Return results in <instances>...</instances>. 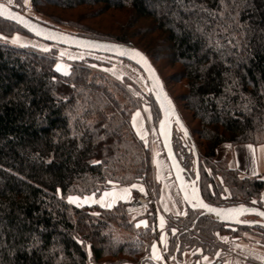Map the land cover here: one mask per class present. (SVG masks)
Returning a JSON list of instances; mask_svg holds the SVG:
<instances>
[{
	"label": "trees",
	"instance_id": "16d2710c",
	"mask_svg": "<svg viewBox=\"0 0 264 264\" xmlns=\"http://www.w3.org/2000/svg\"><path fill=\"white\" fill-rule=\"evenodd\" d=\"M14 1L19 6H10L22 11L23 0ZM30 4L56 21L63 20L50 8L127 9L128 19L117 33L85 28L88 32L81 35L130 44L151 61L156 52V58L178 65L172 75L184 88L178 99L192 119L189 132L198 136L204 149L201 156L198 152L203 197L213 204L263 208L264 179L242 175L223 158H215L223 143H264V0H30ZM143 19L146 23L140 22ZM16 29L29 34L0 18V264L149 263L157 233L153 218L150 225L138 228L125 209L129 202L101 207L66 199L148 177V150L130 123L136 102L125 88L129 80L119 83L94 72L88 60L77 61L67 75L62 74L54 68V52L2 40L1 35ZM177 134L181 135L173 132L174 149L188 170L190 162L177 150ZM225 188L227 200L220 197ZM189 211L183 225L192 229L182 228L178 240L182 236L209 246L197 234L211 238L228 225ZM253 228L264 230L259 225ZM173 243L169 236L168 250L175 248Z\"/></svg>",
	"mask_w": 264,
	"mask_h": 264
},
{
	"label": "rangeland",
	"instance_id": "374dc122",
	"mask_svg": "<svg viewBox=\"0 0 264 264\" xmlns=\"http://www.w3.org/2000/svg\"><path fill=\"white\" fill-rule=\"evenodd\" d=\"M0 1L6 2L9 5L19 6L18 4L15 3L14 0H12L11 3H9V0H0ZM21 9H22L21 11L22 13L40 22H43L46 25L52 26L60 31L79 34V35H81L82 33H87L88 32L86 31L87 29L97 30L103 33H111V34L117 33L120 27V23L128 19L129 16V12L127 9H112V10L100 12L98 10V7H96V9L93 8L94 11H91L92 9L88 6H79L66 10L50 8L52 10L51 12L52 15H56L58 19L63 20V21H56L43 15L42 13L35 11L31 7L30 0H28V3H25V0H23V5ZM95 10H98V12H95ZM140 22L146 23L144 19L140 20ZM85 28L86 30H84ZM14 36L18 37V39L15 42L12 39ZM1 38L5 42L13 44L15 46L28 45L40 51H44V49L46 48L47 51L44 52H50V53L54 52V58L56 60L54 68L56 69V65L60 64L66 67L67 73L72 64L80 60H88L87 63L93 69L94 72L102 73L108 76L109 78L118 81L119 83H122L124 79L129 80V82L125 84V88L135 99L136 102V108L131 115V122H130L131 128L136 135H137V129H139L140 135H137V137L143 142L146 149L148 150L149 175L147 178H145L146 180H141L139 182L132 183L131 185L113 184L110 188L100 192L99 194H96L94 198L99 197L100 194H102L105 191H110L113 189H121V190L127 189L128 191H130L128 200L124 202H131L132 200L136 199L139 196L145 197L147 200L144 203L143 208L136 209L133 212H130L131 213L130 217L131 219H133L134 224L137 226L138 222L143 220L145 221V224H139L138 228H145L151 224L149 219L151 217L153 218V222L151 225L154 227V230L157 231L156 228L157 215L159 216L160 219L166 217V221H165V230L167 232L166 234L168 235V237L170 236V238H172V242H174L173 243L174 245L177 243L176 244L177 246L180 245L181 243V249L190 248L192 251H194L196 249L209 250L212 247V250H215L218 248V246H221V243L218 239V236L221 234L227 235L229 237H242V238H247L249 240L252 239L258 242L260 245L264 246V230L253 228L254 226H247L250 228L245 230L236 227L239 225L222 226V228H218L217 230L214 231V236H212L211 238L206 237L200 233L197 234L195 232L198 235V240L204 242L206 241L209 246L199 244L197 243V241L188 242V240H186V238L182 236L179 237V240L175 238L178 232L182 228L184 229L186 228L185 230L187 231L192 229L191 226L184 227L183 225L184 223L183 221L185 220V217L187 216V214L190 212L189 210L191 209L187 207L181 195L179 194L172 173L170 171L169 164L164 155L159 137L156 132V125L160 117L159 111L155 109L156 107L155 105H153L151 101L152 98L149 93L150 84L146 79L145 75L142 73V71L139 68H137L131 62L121 58L52 44L40 40L31 34L23 33L17 29L11 30L7 34L1 35ZM62 53L63 55H61ZM153 53H154L153 54L154 59L152 61L154 62L155 65L159 67L164 85L167 87L166 89L171 92L173 97L175 98L177 97L178 99V94L184 91L182 83L178 81H174V78H172L173 73L175 72V70L178 69V65L176 64L172 65L170 63L168 64V62L156 58V55L159 54H157L156 52ZM59 72L64 74L63 71H59ZM176 105L181 117L183 118L184 123L189 128V125L192 124V119L191 120L189 119V112H187L181 100L178 99V104L176 103ZM137 112L139 113V116L137 117L136 127L134 128L132 116L134 113ZM178 135L180 134H177V139L180 138ZM141 137H143V139ZM191 137L196 145L197 151L201 156L204 152V149L200 144L198 145V136L191 134ZM180 140L181 139L177 140L178 142L177 150L181 153V156L184 160L190 162L191 165L188 167V170H191V168H193V163H192L193 156H191L192 155L191 152L188 151V147H184L181 144V142H179ZM227 157L229 158L230 156L224 155L220 157L217 154L215 159L218 161L220 158H223L225 164L229 166ZM244 159L247 160L246 162L247 164L250 165V169L244 166V162L241 164L242 167L247 172H252L253 167H255V163L257 164L255 152L251 149H248L246 151ZM241 161L242 160H240V162ZM207 171L208 173H210L209 169ZM215 179L217 181H220V177L218 176H216ZM132 185H136V187H132ZM208 187L210 188V190H212L213 186L212 184L209 183ZM141 188H143V191H141ZM133 190H135V192H133ZM72 196H78V195H72ZM78 197L81 198L78 204L79 205L84 204L82 202L84 196H78ZM220 197L223 200H227L229 197V191L225 188L221 192ZM247 218H252V217L249 216ZM153 241L154 240H152V242ZM175 248L172 250H168V252L166 253V259L168 262H172V261L174 262L175 259L173 258L174 256L173 252L175 251ZM178 259L180 258L178 257ZM259 259L261 260L262 258H258V260ZM248 260L257 261V258L246 259L245 261ZM146 263L147 262H144L142 264H146ZM90 264H93V262H90Z\"/></svg>",
	"mask_w": 264,
	"mask_h": 264
},
{
	"label": "water",
	"instance_id": "95a60500",
	"mask_svg": "<svg viewBox=\"0 0 264 264\" xmlns=\"http://www.w3.org/2000/svg\"><path fill=\"white\" fill-rule=\"evenodd\" d=\"M0 4L4 5V8L0 10V12L3 13L0 14V18H3L20 26L26 32L40 40L67 48L121 58L137 66L143 72L150 84L149 91L154 102L158 107L160 115L156 125V132L159 137L164 155L169 164V168L172 173L177 190L187 207L191 210H198L199 215H209L214 221L223 224L245 226L259 225L264 227V216L258 214L259 212H264V209L261 207L255 205H246L242 203L220 205L213 204L205 200L202 195L199 183V157L196 145L178 111L176 104L168 93L157 69L155 68L149 57L142 50L123 42L98 39L60 31L52 26L46 25L43 22H40L22 13L21 11L15 9L6 2L0 1ZM38 32L39 34H37ZM131 49H135L143 55V57L147 61V66L144 64L143 61L140 60L139 57L133 58V54L130 51ZM149 69H151V71ZM152 73H154L155 77L158 78L159 85L154 83ZM177 117L180 121L179 124L177 123ZM162 121L164 122L163 126L161 124ZM174 131L180 132L182 137H184L186 142L189 144L188 151L191 152L193 156V175H190L188 173L187 169L182 165L180 159L177 156L173 145ZM185 131L187 132V135L185 134ZM193 189H195V196L193 194ZM186 196L188 197V199H185ZM196 196L199 197V200L196 199ZM201 201L203 202V204L208 205L209 207H202L200 203ZM241 206H243L244 209H256L257 211H242L239 215L236 216L235 219H221L220 216L217 214V211L209 210V208L216 210H227L232 208H240ZM249 216L252 218H247ZM237 221H247V223H238Z\"/></svg>",
	"mask_w": 264,
	"mask_h": 264
},
{
	"label": "crops",
	"instance_id": "0c3cea01",
	"mask_svg": "<svg viewBox=\"0 0 264 264\" xmlns=\"http://www.w3.org/2000/svg\"><path fill=\"white\" fill-rule=\"evenodd\" d=\"M249 145L251 147H249ZM248 149H251L255 152V157L257 162V164L255 163V167H253L252 172H247L241 165L244 162V166L250 169V165L247 164L246 162L247 160L244 159L246 151ZM216 152L220 157L224 155L227 156L229 155L230 157L229 158L227 157L229 166L238 169L242 175L245 176L258 175L262 179H264V143H260L256 145L245 143V144H236L233 146L223 143L217 148ZM240 160L242 161L240 162ZM113 190H116L117 192L121 191V189H113ZM113 190H110L109 192ZM102 194H100V196ZM129 194L130 191H127V199H117L115 202H113L110 197L106 198L105 204L111 203L113 205L120 200L127 201L129 198L128 197ZM100 196L94 199L98 201L100 199ZM261 201H262V206L264 208V189L261 192ZM91 204H96V203L89 202V203H84L82 205H91ZM97 204L101 205L100 203ZM161 219H163L164 221L163 227H161ZM161 219L157 215L156 217L157 233L154 241L150 246V251L148 256L150 262L148 264H232V263L244 262L246 259L257 258L258 260V258H262L261 260H264V246L260 245L255 240L252 239L249 240L247 238H242V237H229L227 235L221 234L218 236L221 246H218L217 249L215 250L200 249V251H197L196 249L192 251L190 248L179 249L180 245H177L175 251L173 252L174 253L173 258L175 259L174 262L173 261H172L173 263L168 262L166 259V253L168 252V235L166 234L167 232L165 230L166 217L165 218L163 217ZM162 235H163V240L161 239ZM153 243L156 244V255L159 256V259L154 258L153 250H152ZM178 257L180 259H178ZM205 257H207V259H205ZM126 264H131V263H126Z\"/></svg>",
	"mask_w": 264,
	"mask_h": 264
},
{
	"label": "snow or ice",
	"instance_id": "6c2138e0",
	"mask_svg": "<svg viewBox=\"0 0 264 264\" xmlns=\"http://www.w3.org/2000/svg\"><path fill=\"white\" fill-rule=\"evenodd\" d=\"M12 0H9V3H11ZM25 3H28V0H25ZM4 8V5L0 4V10H2ZM0 14H3L2 12H0ZM11 15V14H9ZM39 34V32L37 33ZM13 41L15 42L18 37L14 36L13 38ZM217 47H221V45L219 44V41H217ZM44 51H47V49L45 48ZM131 53L133 54V58L135 57H139L141 61L144 62V64L147 66V61L146 59L143 57V55L138 52L137 50L135 49H131L130 50ZM122 54H126V53H122ZM63 55V53L61 54ZM71 58V57H70ZM56 70L57 71H63L65 75H67V69L66 67L60 65V64H57L56 65ZM151 71V69H149ZM153 75V79H154V83L159 85V80L158 78L155 77V74L152 73ZM170 104V102H169ZM139 116V113H134L133 116H132V121H133V127L135 128L136 127V122H137V117ZM163 121L161 122L162 126H163ZM177 123L179 124L180 121H179V118L177 117ZM182 127V125H181ZM185 134L187 135V132L185 131ZM137 135H140V131L139 129H137ZM143 139V137H141ZM251 147V146H249ZM111 183V181L109 182ZM132 187H136V185H132ZM59 189L57 190V192L59 193ZM127 189H122L120 192H117L116 190H113L111 192L109 191H105L101 196H100V199L97 201L94 199L95 197V193L91 194V195H85L83 197V203H89V202H92V203H100L101 204V207H112V204L111 203H108V204H105V200L106 198H111L113 202H115L117 199H126L127 198ZM141 191H143V188H141ZM123 193V194H122ZM193 194L195 196V189H193ZM185 199H188V197L186 196ZM196 199L199 200V197L196 196ZM67 200L70 202V203H76L78 204V202L81 200L80 197L78 196H72V195H69L67 197ZM201 206L202 207H205V208H208L209 206L208 205H205L203 204V202L201 201ZM195 206V205H194ZM210 211H217V214L220 216L221 219H235L237 215H239L242 211H249V212H255L257 211L256 209H244L243 206H241L240 208H232V209H227V210H216V209H211L209 208ZM259 215L261 216H264V212H259L258 213ZM238 223H247V221H237ZM145 221L141 220L139 221V224H144ZM139 224H137V227H139ZM164 225V221L163 219H161V227H163ZM175 231V230H173ZM161 239L163 240V235L161 236ZM226 239V238H225ZM152 250H153V255H154V258L156 259H159V256L156 255V244L153 243L152 245ZM197 251H200L199 249H197ZM205 259H207V257H205Z\"/></svg>",
	"mask_w": 264,
	"mask_h": 264
},
{
	"label": "built area",
	"instance_id": "2783aa9c",
	"mask_svg": "<svg viewBox=\"0 0 264 264\" xmlns=\"http://www.w3.org/2000/svg\"><path fill=\"white\" fill-rule=\"evenodd\" d=\"M146 198L145 197H137L136 199L132 200L131 202H129V204L126 206V211L127 212H133L136 209H140L143 208L144 203L146 202ZM147 264V263H146ZM232 264H264V260H248V261H244L241 263H232Z\"/></svg>",
	"mask_w": 264,
	"mask_h": 264
},
{
	"label": "flooded vegetation",
	"instance_id": "af4514ba",
	"mask_svg": "<svg viewBox=\"0 0 264 264\" xmlns=\"http://www.w3.org/2000/svg\"><path fill=\"white\" fill-rule=\"evenodd\" d=\"M179 137H180V139L182 140L181 142H182V145L184 146V147H189V145H188V143L186 142V140L184 139V137H182V135H178ZM188 171V173L190 174V172H189V170H187ZM190 175H192V174H190Z\"/></svg>",
	"mask_w": 264,
	"mask_h": 264
}]
</instances>
